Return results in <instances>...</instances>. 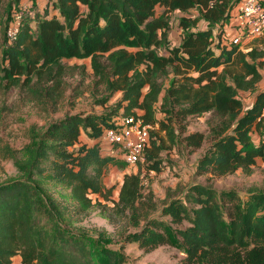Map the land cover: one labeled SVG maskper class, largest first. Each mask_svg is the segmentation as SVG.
Wrapping results in <instances>:
<instances>
[{
    "label": "trees",
    "instance_id": "1",
    "mask_svg": "<svg viewBox=\"0 0 264 264\" xmlns=\"http://www.w3.org/2000/svg\"><path fill=\"white\" fill-rule=\"evenodd\" d=\"M4 1L0 0V33L4 35L0 83L6 88H28L48 111L59 101L67 70L63 62L91 59L94 75L108 93H121L116 111L158 126L172 146L178 143L174 116L180 120L211 113L219 118L214 129L217 139L200 159L199 172L227 176L264 162V147L253 139L264 127V91L257 90L264 69V34L259 40L263 47L248 53L239 46H225V33L217 36L215 45L213 27L231 20L242 0H53L44 13L33 5L35 14L23 16L20 34L12 44L6 38L7 29L21 0H8L5 5ZM193 10L210 27L186 32L179 46H167L168 55L159 54L169 44L171 14ZM103 58L107 65L101 63ZM170 74L174 78L165 92L163 79ZM163 91L162 109L168 122L156 119ZM238 91L257 94L250 109L238 98ZM113 119L111 115H68L45 129H33L30 142L20 151L9 149L19 176L0 184V264H14L17 256L21 264L127 263L122 250L75 228L78 217L95 203L102 205L100 200L139 216L141 172L125 175L118 202L113 200V188L105 184L110 168L128 167L105 154L101 146ZM165 140L158 144L151 136L147 162L164 150ZM204 140L203 133L184 138L190 147H201ZM149 170L158 171V164ZM43 183L67 190L72 202L58 200ZM222 197L231 201L236 195ZM189 199L197 208L174 202L164 210L173 222L186 219L189 228L174 230L156 220L127 241L153 247L184 245L198 264H264V193L256 192L243 205L227 211L216 191L206 186H193Z\"/></svg>",
    "mask_w": 264,
    "mask_h": 264
},
{
    "label": "rangeland",
    "instance_id": "2",
    "mask_svg": "<svg viewBox=\"0 0 264 264\" xmlns=\"http://www.w3.org/2000/svg\"><path fill=\"white\" fill-rule=\"evenodd\" d=\"M7 2L8 0L4 1V5ZM261 2L264 4V0ZM158 12L160 13L161 10ZM187 24L189 28L185 29ZM230 24L231 20L222 26L213 27L215 45L219 43L217 36L228 32ZM209 27L195 10L185 14L172 13L169 44L161 47L158 50L159 54L168 55L167 46H179L186 32L202 31ZM4 29H6V24L2 27L3 31ZM262 38L263 36L255 38L251 41L252 45L243 44V52L248 53L254 47L262 48L263 45L259 41ZM3 40L4 35L1 31L0 44ZM63 63L67 70L64 83L59 90V101L56 107L51 106L48 111L39 104L28 88L19 86L8 89L5 83H0V184L18 178V170L14 166L9 149L18 152L24 148L30 142L33 129H45L52 123L64 120L68 115H111V118H114L113 122L123 116L122 111H116L121 93H108L105 84L94 75L91 59H72L65 60ZM101 63L107 65L106 58H103ZM3 65L0 52V67ZM261 73L263 77L258 84L257 90L259 91L264 90V69H261ZM173 78L174 76L170 74L163 79L165 92L170 87ZM147 91L148 88L144 92ZM164 91L156 105V119L168 122V116L162 109ZM238 98L247 107L253 99V92L238 91ZM172 120L178 135V143L175 146H172L167 139L165 140V133H159L158 126L152 127V138L157 140L158 144L161 139L166 141L164 150L150 163L147 162L146 152L144 162L138 164L137 167L126 166L124 169L112 167L106 175L105 184L108 188H113V200L118 202L125 175L141 172L143 198L138 205L139 216L132 215L129 211L122 212L112 202L100 200L102 205L95 203L75 222V228L79 231L88 233L95 240H100L111 248L122 250L127 257L126 264H198L196 260L187 255L184 245L174 246L164 243L153 247L127 241L128 236L151 227L150 222L156 220L165 222L174 230L189 228L191 224L186 219L182 222H173L174 218L166 215L164 210L174 202H180L189 209L197 208V205L189 199L193 186H206L216 191V197L221 205H224L225 211L238 204L243 205L256 192L264 193V162L261 160L250 169H238L227 176H220L213 171L199 172L197 170L200 159L217 139L214 129L219 124V118L214 114L189 116L180 120L174 116ZM194 133L204 134L205 140L201 147H190L184 141L186 136ZM82 141L87 142L88 140L83 136ZM101 146L104 153L112 147L107 143L102 145V142ZM18 157L23 158V154L19 153ZM155 163L158 164L159 170H149ZM43 185L58 200L72 202L67 190L48 183H43ZM232 192L236 195L234 200L223 199V194ZM179 242L184 243L182 239ZM14 264L21 263H17L14 258Z\"/></svg>",
    "mask_w": 264,
    "mask_h": 264
},
{
    "label": "built area",
    "instance_id": "3",
    "mask_svg": "<svg viewBox=\"0 0 264 264\" xmlns=\"http://www.w3.org/2000/svg\"><path fill=\"white\" fill-rule=\"evenodd\" d=\"M36 0H29L21 5L18 13L7 29L9 43H14L20 34L23 16L35 14L33 9ZM52 2L53 0H45ZM264 34V4L261 0H244L232 12L230 30L223 36L225 46H239L253 41ZM264 118V110L262 113ZM152 126L146 125L141 117L122 116L113 122L112 128L105 131L102 143L112 146L109 155L123 160L128 167H137L144 162L145 153L150 148ZM257 146L264 147V127L260 133L253 135Z\"/></svg>",
    "mask_w": 264,
    "mask_h": 264
},
{
    "label": "crops",
    "instance_id": "4",
    "mask_svg": "<svg viewBox=\"0 0 264 264\" xmlns=\"http://www.w3.org/2000/svg\"><path fill=\"white\" fill-rule=\"evenodd\" d=\"M27 1H29V0H21L20 5L25 4ZM34 4L36 5V6H35V11H37V12H39V13H44V10L47 8V4H48V2L45 1V0H36V1L34 2ZM263 91H264V90H263ZM260 92H261V90H260ZM256 95H257V94H255V95L253 96V99L251 100V102L249 103V105L246 107L247 110L250 109V108L253 106V104H254V102H255V99H256ZM105 154H108V152L106 151ZM15 260L17 261V263H21V257H20V256H17V257L15 258Z\"/></svg>",
    "mask_w": 264,
    "mask_h": 264
}]
</instances>
